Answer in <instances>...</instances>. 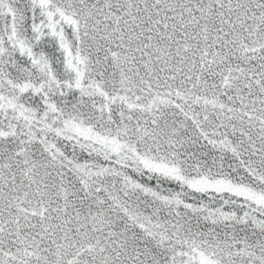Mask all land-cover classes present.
<instances>
[{
  "label": "snow or ice",
  "instance_id": "6c2138e0",
  "mask_svg": "<svg viewBox=\"0 0 264 264\" xmlns=\"http://www.w3.org/2000/svg\"><path fill=\"white\" fill-rule=\"evenodd\" d=\"M0 264H264V0H0Z\"/></svg>",
  "mask_w": 264,
  "mask_h": 264
}]
</instances>
